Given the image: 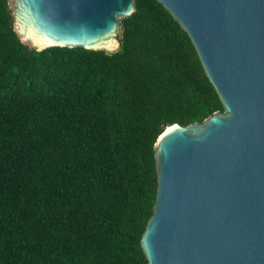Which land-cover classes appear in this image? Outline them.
I'll use <instances>...</instances> for the list:
<instances>
[{
  "label": "trees",
  "instance_id": "trees-1",
  "mask_svg": "<svg viewBox=\"0 0 264 264\" xmlns=\"http://www.w3.org/2000/svg\"><path fill=\"white\" fill-rule=\"evenodd\" d=\"M0 0V264H147L154 145L224 108L188 35L136 0L114 53L42 52Z\"/></svg>",
  "mask_w": 264,
  "mask_h": 264
},
{
  "label": "water",
  "instance_id": "water-1",
  "mask_svg": "<svg viewBox=\"0 0 264 264\" xmlns=\"http://www.w3.org/2000/svg\"><path fill=\"white\" fill-rule=\"evenodd\" d=\"M193 44L224 108L174 124L154 145L147 264H264V0H156ZM19 41L38 52L120 50L136 0H9Z\"/></svg>",
  "mask_w": 264,
  "mask_h": 264
}]
</instances>
